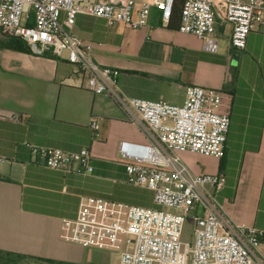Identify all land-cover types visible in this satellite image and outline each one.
<instances>
[{"label":"crops","instance_id":"crops-1","mask_svg":"<svg viewBox=\"0 0 264 264\" xmlns=\"http://www.w3.org/2000/svg\"><path fill=\"white\" fill-rule=\"evenodd\" d=\"M217 22L215 50L162 23L156 7L144 27L109 25L79 14L74 31L91 46L95 60L120 68L119 83L128 95L182 103L190 84L223 92L231 119L224 155L199 154L196 161L187 151L182 156L195 172H224L227 181L218 197L227 214L264 229V25L255 24L246 47L237 49L230 41L232 23L218 16ZM0 109L21 116L0 119V249L73 264H119L117 250L62 238V219L76 216L83 195L154 205L151 190L128 181L119 152L124 140L148 142L142 124L110 96L86 88L82 73L65 56L1 43ZM94 118L97 130L90 126ZM26 142L64 150L87 147L91 169L83 174L76 166L49 168Z\"/></svg>","mask_w":264,"mask_h":264},{"label":"built area","instance_id":"built-area-1","mask_svg":"<svg viewBox=\"0 0 264 264\" xmlns=\"http://www.w3.org/2000/svg\"><path fill=\"white\" fill-rule=\"evenodd\" d=\"M174 0H0V38L18 36L37 53L66 57L84 77L86 88L114 99L142 124L148 142L124 140L128 181L153 193V206L83 195L75 217L62 219L61 237L76 243L117 250L119 264H264V229L235 221L218 197L224 172H195L180 152L222 157L230 129L223 92L190 84L182 103L128 95L119 83V67L95 60L91 46L75 31L79 14L109 25H149L153 7L168 25ZM217 16L232 23L234 48L246 47L255 24L264 25V0H184L178 30L204 40L215 50ZM17 113L0 109V119L18 121ZM97 130L100 125L92 119ZM49 168L91 169L87 147L64 150L26 142ZM193 220L192 239L184 237Z\"/></svg>","mask_w":264,"mask_h":264},{"label":"trees","instance_id":"trees-1","mask_svg":"<svg viewBox=\"0 0 264 264\" xmlns=\"http://www.w3.org/2000/svg\"><path fill=\"white\" fill-rule=\"evenodd\" d=\"M184 0H174L172 15L169 26L178 28ZM0 43L11 49L20 51H32L29 45L18 36H5L0 38ZM46 54L52 55L50 52ZM73 264L65 261L55 260L47 257L24 254L21 252L0 249V264Z\"/></svg>","mask_w":264,"mask_h":264},{"label":"rangeland","instance_id":"rangeland-1","mask_svg":"<svg viewBox=\"0 0 264 264\" xmlns=\"http://www.w3.org/2000/svg\"><path fill=\"white\" fill-rule=\"evenodd\" d=\"M187 153L190 157V159L196 161L198 160L201 156H199V154L191 152L189 150H187ZM181 156H182V152H180ZM183 157V156H182ZM184 161L189 165L188 161L186 160L185 157H183ZM192 229H193V220L192 218L188 219L186 222V226H185V232H184V237L186 239H192ZM40 264H46V263H40Z\"/></svg>","mask_w":264,"mask_h":264}]
</instances>
